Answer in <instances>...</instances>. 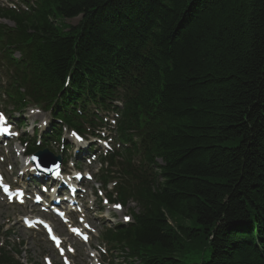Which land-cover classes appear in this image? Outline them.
Listing matches in <instances>:
<instances>
[{
	"label": "trees",
	"instance_id": "1",
	"mask_svg": "<svg viewBox=\"0 0 264 264\" xmlns=\"http://www.w3.org/2000/svg\"><path fill=\"white\" fill-rule=\"evenodd\" d=\"M38 1L11 15L34 90L67 109L122 79L146 160L163 162L137 227L111 238L142 264H264V0Z\"/></svg>",
	"mask_w": 264,
	"mask_h": 264
},
{
	"label": "rangeland",
	"instance_id": "2",
	"mask_svg": "<svg viewBox=\"0 0 264 264\" xmlns=\"http://www.w3.org/2000/svg\"><path fill=\"white\" fill-rule=\"evenodd\" d=\"M80 18L75 20H64L62 18H59L58 22V28L61 32H63V27H70L72 25H77L80 22ZM133 207V204L130 205ZM25 212H29V209H23ZM20 212V209L18 208H12L8 207L5 203L2 202V199H0V229L4 228V230H10L12 231V236L15 238H19V240L23 241L25 244L24 248V254L23 259H29L32 260L33 263L36 264H42L41 257L44 255V253L49 252V248L47 245H45V242L42 243V240L40 239V236H38L35 233H29L26 232L21 228L19 219L17 217L18 213ZM118 219L114 220L115 223H121L122 222V215H118ZM9 219H11V222H9ZM99 219V218H96ZM104 222H96L95 226L97 229L102 231V225ZM0 236H3V231H0ZM97 243V241L95 242ZM96 245V244H95ZM78 259H76L78 264H89L90 260L85 252V250H81V253H78Z\"/></svg>",
	"mask_w": 264,
	"mask_h": 264
},
{
	"label": "snow or ice",
	"instance_id": "3",
	"mask_svg": "<svg viewBox=\"0 0 264 264\" xmlns=\"http://www.w3.org/2000/svg\"><path fill=\"white\" fill-rule=\"evenodd\" d=\"M3 119H4L3 115L0 114V120H3ZM2 130H3V131H8V129H6V128H4V129H2ZM73 135H75V133H73ZM78 138H79V137H78ZM34 159H35V158H34ZM49 171H51V170H49ZM55 174H56V175H59L58 166H57V170H56V173H55ZM37 199H40V197H37ZM106 202H107V201H106ZM115 207H116L117 209H119V208H121L122 206L119 205V204H116ZM60 215L63 216V213H61ZM127 219H130V218H129V217H125V220H127ZM75 231L79 232V230H75ZM53 239H57V238L54 236Z\"/></svg>",
	"mask_w": 264,
	"mask_h": 264
},
{
	"label": "bare ground",
	"instance_id": "4",
	"mask_svg": "<svg viewBox=\"0 0 264 264\" xmlns=\"http://www.w3.org/2000/svg\"><path fill=\"white\" fill-rule=\"evenodd\" d=\"M69 102H70V100H69V98L67 99V103L69 104ZM74 102V101H73ZM85 105V104H84ZM86 107H88L87 105H85ZM44 133H45V130H44V132L42 133V135L40 136V137H42V138H44L45 136H44ZM43 140V139H42ZM26 175H28L27 173H26ZM26 178V176H25V173H24V175L22 174V176H20V179H22V180H26L25 179Z\"/></svg>",
	"mask_w": 264,
	"mask_h": 264
}]
</instances>
